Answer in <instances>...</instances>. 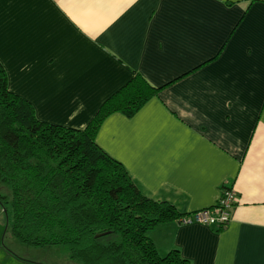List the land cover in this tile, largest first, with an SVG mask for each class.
Listing matches in <instances>:
<instances>
[{"label": "crops", "instance_id": "obj_1", "mask_svg": "<svg viewBox=\"0 0 264 264\" xmlns=\"http://www.w3.org/2000/svg\"><path fill=\"white\" fill-rule=\"evenodd\" d=\"M0 63L40 121L79 130L134 74L161 88L97 145L180 214L237 203L222 230L156 227L157 253L264 264V0H0Z\"/></svg>", "mask_w": 264, "mask_h": 264}, {"label": "trees", "instance_id": "obj_2", "mask_svg": "<svg viewBox=\"0 0 264 264\" xmlns=\"http://www.w3.org/2000/svg\"><path fill=\"white\" fill-rule=\"evenodd\" d=\"M160 90L134 74L82 130L73 129L40 121L32 105L9 90L0 63V184L8 191L0 205L5 212L9 207L10 233L19 245L63 247L77 264H190L177 249L160 256L148 234L194 212L180 214L146 196L96 143L107 117H132ZM229 190L221 188L214 206ZM228 222L211 227L222 230ZM110 235L118 240L102 241Z\"/></svg>", "mask_w": 264, "mask_h": 264}, {"label": "rangeland", "instance_id": "obj_3", "mask_svg": "<svg viewBox=\"0 0 264 264\" xmlns=\"http://www.w3.org/2000/svg\"><path fill=\"white\" fill-rule=\"evenodd\" d=\"M7 192L0 184V195L6 196ZM5 210L7 213L0 205V264H77L69 260L67 249L63 247L35 250L19 245L10 233L11 217L8 205ZM112 240L117 241L118 236L110 235L102 239L103 242ZM9 256L11 257L7 258Z\"/></svg>", "mask_w": 264, "mask_h": 264}, {"label": "built area", "instance_id": "obj_4", "mask_svg": "<svg viewBox=\"0 0 264 264\" xmlns=\"http://www.w3.org/2000/svg\"><path fill=\"white\" fill-rule=\"evenodd\" d=\"M236 202L237 199L234 192L232 190L226 191L225 198L221 201L220 205L196 211L188 217L181 218L180 223L187 224L193 221L204 226L227 223L229 221V211Z\"/></svg>", "mask_w": 264, "mask_h": 264}]
</instances>
